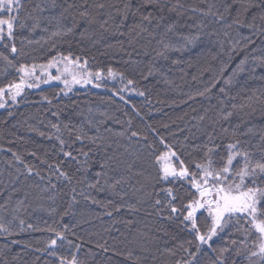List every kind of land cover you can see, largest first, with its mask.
I'll use <instances>...</instances> for the list:
<instances>
[{"label":"trees","instance_id":"trees-1","mask_svg":"<svg viewBox=\"0 0 264 264\" xmlns=\"http://www.w3.org/2000/svg\"><path fill=\"white\" fill-rule=\"evenodd\" d=\"M157 1L21 0L19 19L26 27L15 31L18 52L13 56L0 44V54L17 67L44 66L61 79L27 89L16 103L0 109V225L8 229L0 232V264H59L57 257L70 259L69 251L80 264L190 260L189 252L196 251L194 236L155 206L157 193L165 199L156 181L155 157L166 151L161 138L193 168L209 133L216 144L234 139V129L247 133L239 135L242 146L259 157L258 146H264V9L256 15L258 26H247L234 39L227 29L251 0H164L162 7L154 5ZM204 6L208 15L198 20ZM148 13L151 18L143 19ZM192 38L205 43L182 54L183 42ZM63 56L79 58L81 65L86 60L87 72L102 73L100 81L92 78L101 86L73 82L71 73L82 74L84 67L60 68L67 75L47 67L50 61L65 62ZM241 61L247 78H241ZM109 68L115 78L107 77ZM18 80L16 68L0 59V87ZM229 112L232 116L225 119ZM131 131L142 138L131 137ZM57 137L79 164L63 157ZM81 148L88 153L87 163ZM50 164L67 172L71 181L59 177ZM48 229L64 233L73 247L65 243L57 256L48 255L45 242L54 234ZM242 238L230 225L211 242L216 252L203 246L194 264H212L225 246L232 249L225 254L226 264H249L243 254L235 255L241 245L231 244Z\"/></svg>","mask_w":264,"mask_h":264},{"label":"snow or ice","instance_id":"snow-or-ice-1","mask_svg":"<svg viewBox=\"0 0 264 264\" xmlns=\"http://www.w3.org/2000/svg\"><path fill=\"white\" fill-rule=\"evenodd\" d=\"M150 2L151 0H145L146 4ZM21 7V0H0V44H3L5 48H10L13 56L18 52L14 43L16 39L15 31L17 27L21 29L26 27L19 19ZM98 7L103 8L104 5L100 4ZM130 7V5L125 4L126 9ZM5 13H7L6 19L3 18ZM80 15L87 16V13L81 12ZM151 15V13H148L142 18L149 20ZM91 22L89 20V23ZM35 27L36 25H33V28ZM169 27L171 28V25ZM195 39H189L188 44H194ZM0 59L15 67L17 73H19L18 82H11L6 88L0 87V108H3L5 107L3 102L5 95L13 103H16V98L22 95L26 87H38L39 83L30 82L33 79H38L34 77L35 65L29 67L21 63L17 67L13 65L12 60L8 56L2 54H0ZM62 60L66 62V72L69 71V65L85 68V72L82 74L71 73L74 83L82 85L90 83L93 87L101 86L99 83H94L92 78L94 75L95 81H100L102 73L99 71L94 74L87 72L86 60L83 65L80 64L79 58H72L71 56H63ZM243 64L244 61H241V65H238L241 71L243 70L241 67ZM52 66L53 62L50 61L47 67ZM116 75L113 69H108V78H115ZM49 79L60 80L61 77L50 76ZM43 82L47 83L48 80ZM63 83L65 87H68L69 82L67 79L63 80ZM133 83L134 81L131 79L127 81L128 85ZM230 83V79L225 81V84ZM68 90L70 91L71 89L68 88ZM118 91L123 93L125 88H121ZM205 91H210V89ZM220 91L224 92L225 89L221 88ZM117 94V92H113L114 96ZM137 94L140 96L144 95L143 92H138ZM200 95L203 96L204 93L201 92ZM120 99H124V97L121 95ZM125 103H127L126 100ZM233 107L235 108L236 106L233 105ZM231 116L232 113L229 112L225 115V119ZM129 125H131V121H129ZM53 127L57 128L56 125H53ZM57 130L59 131V129ZM251 131V129H248V132ZM223 132L227 133L228 129H223ZM246 134H238L234 129L232 132L234 139L228 140L226 143L216 144L215 136L209 133L208 143L203 146V155L199 160L194 161V168L181 159L172 145L161 138L160 143L164 145L166 151L155 157L156 164L159 165L156 181L160 186V190L165 194V199L159 198L157 193L155 206L158 212H167V219H179L183 226L189 229L194 236L195 242H197L195 244L196 251L189 252L192 259L183 262L177 261V264H194L196 255L202 251L205 245L212 249L213 252H216L211 242L215 237L225 232V229L230 225L235 226L236 231L241 232L243 237L239 241L231 240L232 245H241V247L235 248V255L240 256L243 254L249 264H264V146H258L260 155L257 158L254 152L242 146L243 142L239 139V135ZM131 137L137 140L142 138L138 131H131ZM57 139L59 140L60 152L63 157L67 161H75L79 164L80 161L77 156L73 155L71 151L64 150L65 141L61 137H57ZM90 139L94 141L95 138ZM143 139L147 140V137L145 136ZM261 139L264 140V136ZM76 140L81 141L82 137L77 135ZM69 147L71 146L69 145ZM146 147L153 148V145L147 144ZM218 149L219 151H217ZM80 154L85 157V163H87L88 153L81 148ZM13 156L16 157L17 161H20L16 153H13ZM174 161H179V163L177 164ZM64 162L60 161L61 164ZM49 167L53 168L55 166L50 164ZM101 167L103 168L104 165L102 164ZM28 171L29 175H31L32 170L29 169ZM55 171L59 173V177L71 181L72 177L62 168L55 167ZM96 175L100 176L101 173L98 172ZM185 185H188V187H185ZM182 191L186 195H182ZM201 221L205 225L204 228L201 227ZM6 231L8 229L0 225V232ZM48 231L54 233L45 242L44 250L47 251L48 255L57 256L56 250L63 247L65 243L69 246V249L73 247L72 241L67 240L64 233L54 229H48ZM249 240L252 241L251 248L248 246ZM188 243L193 244V241H188ZM74 247L78 250L80 245H75ZM185 251L189 250L185 249ZM229 251H232V249L228 246L220 248L219 254L212 261V264H226L227 257L225 254ZM69 256H71L70 259L65 255L58 256L59 264H80L75 253L69 251ZM233 264H235V261H233Z\"/></svg>","mask_w":264,"mask_h":264},{"label":"rangeland","instance_id":"rangeland-1","mask_svg":"<svg viewBox=\"0 0 264 264\" xmlns=\"http://www.w3.org/2000/svg\"><path fill=\"white\" fill-rule=\"evenodd\" d=\"M261 1H263V0H251V1H249V3H247L248 5L245 6L244 10H242V12H240L237 15L236 21H235L236 24H231L228 27V29H227L229 31V34H230V36L232 38L235 39L242 32L247 31L249 29H254V28H256L258 26V25H256L257 24V22H256L257 21L256 15H258V13L261 10V8H262V10L264 9V5H262L260 3ZM164 3H165L164 0H158L154 5L157 6V7H162L164 5ZM262 12H264V11H262ZM207 15H208V7L204 6L203 11L201 12V16L200 15H197V18H198V20H202V18L203 17H206ZM241 25H243V26H241ZM247 26H248V29L247 30H244L245 28H247ZM203 43H205L204 40L195 39L194 45L197 46V47L194 48V49H191V48H188V46L191 45V44H188V40H186V41L183 42V45H182L185 50H184V52L183 51H181V52H182V54H190V53L196 52V51H198V49L201 47V45ZM189 49H191L192 52L191 51H188ZM174 54H176V52H174ZM163 61L164 62H168V60H166V59H164ZM65 64H66V62H61L58 65H53L51 67V69H52V71H54L55 73H59L60 75H67V74H65V73H63L61 71V69L62 70L63 69L65 70ZM246 74L247 73L245 71V66H243V70H242L243 77H241V78H247L248 75H246ZM34 77L35 78H38V79H33L30 82L31 83H39V86L38 87H32V88H27L26 87L24 89V91L27 90V89H36V88L42 87L44 85H47V84H50V83L53 82V79H49L50 75L46 72V68L44 66H37L36 65L35 72H34ZM45 80H48V82L47 83H44L43 81H45ZM18 98L19 97H17L16 100ZM3 102L5 103V105L8 102L13 103L12 100L9 99L8 97L6 99H4Z\"/></svg>","mask_w":264,"mask_h":264}]
</instances>
